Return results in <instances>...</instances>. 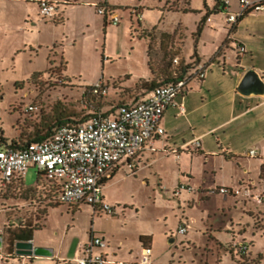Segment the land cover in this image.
Returning <instances> with one entry per match:
<instances>
[{
    "label": "rangeland",
    "instance_id": "1",
    "mask_svg": "<svg viewBox=\"0 0 264 264\" xmlns=\"http://www.w3.org/2000/svg\"><path fill=\"white\" fill-rule=\"evenodd\" d=\"M79 1L84 5L79 9V28L76 11L71 13L69 23L72 30H79V39L74 43L71 35L57 36L59 30L53 25L44 24L39 29L30 23L29 32H21L19 28L23 18L35 5L26 0H4V3L0 0V4H4L0 12V130L6 138L22 143L32 141L54 128L59 121L80 122L94 112L116 110L123 100L115 95L119 87L132 88L149 73L146 41L139 40L138 36L148 40L152 38L156 44L152 48L154 68L159 71L166 65L173 74L176 71L180 73L181 67L193 65L191 60L197 47L203 54L208 53L206 58L209 61L212 43L224 31L227 32L224 28L230 29L225 22L227 12L223 11L214 17L213 22L207 23L205 33L197 42L199 23L206 17L204 0H191V9L187 11L183 9L187 7L185 3L188 0H140L143 4L141 23L150 30L137 29L136 18L134 35L131 34L130 19L133 9L132 6L126 8V5H133V0H110L123 7L116 12L120 23L111 24L106 29L103 16L98 13L95 4L89 7L86 4L88 0ZM230 1L233 5L228 12H233L239 0ZM208 2L213 6L214 0ZM176 8L180 10L170 11ZM65 9L67 7L61 11L65 12ZM244 19L249 20L248 25H251L254 18L246 16ZM215 29L219 31L215 33ZM239 29L241 35L238 38L234 36L235 42L230 43L226 74L235 70L238 43H243L248 35L245 29L241 30V25ZM161 31L173 36L171 42L165 44L164 51L159 48ZM56 36L62 46L55 51L63 53L67 70L64 71L63 60L53 52L49 67L39 73L48 63ZM24 41L34 43L37 48L39 45L43 47L35 52L30 46L24 48ZM164 53L168 56L161 62ZM176 58L178 64L174 61ZM209 65L206 78L214 90L219 92L228 87L219 65ZM193 71L189 69V72ZM98 82H102V88L107 90L108 95L90 93L91 87ZM192 84L200 86L197 81ZM123 96L121 93L120 97ZM226 99L228 97L220 98L207 106L206 111L215 108L218 113L202 124L214 127L237 115L204 140L208 149L218 151V156L208 157L205 152L191 148L183 151L178 160L173 155L157 152L149 162H141L138 171L123 166L105 184L104 194L125 221L115 222L113 214L107 216L103 213L98 224L110 229V232L114 231L113 236L124 240L127 248L134 251L139 248L138 233L147 232L152 238L155 255L162 256L164 261L236 264L231 253L226 251L229 247L227 242L242 244L245 241L254 257L263 256L264 263V217L257 215L252 219L248 214L249 209L255 206L264 211L263 206L256 202H244L241 197L225 200L215 191L225 178L231 181L232 177L242 174L245 178L258 179L262 159L249 158L246 153L252 148L264 153V111L259 109L241 115L240 109L232 107ZM31 105L34 110L28 111ZM218 141L223 145V152L217 145ZM215 163L219 166L216 167ZM244 169H248L249 175L243 174ZM36 181L37 169L32 167L25 174V185L33 186ZM206 181L210 186L207 192L197 190L194 194L183 190L181 196L175 195L181 184L195 188L203 183L206 185ZM47 203L42 196L24 199L14 187L0 186V234L7 238V230L27 218L35 223L37 211L43 210ZM93 218L92 208L87 205H83L80 211L59 205L49 210L45 228L37 231L35 236L59 248L64 247L65 251H74L79 236L87 235L91 229ZM180 220L187 225L186 234L177 231ZM237 258L239 262L238 255ZM0 264H11L5 254Z\"/></svg>",
    "mask_w": 264,
    "mask_h": 264
},
{
    "label": "built area",
    "instance_id": "2",
    "mask_svg": "<svg viewBox=\"0 0 264 264\" xmlns=\"http://www.w3.org/2000/svg\"><path fill=\"white\" fill-rule=\"evenodd\" d=\"M71 0H40V15L44 19L56 17V11L61 4L70 3ZM101 15L110 16V22L118 25L120 19L115 10L106 0L94 3ZM240 10L237 13L228 12L229 0H219V8L227 12L226 22L235 24L240 18L257 12L264 11V0L251 1L239 0ZM210 21V17L207 19ZM240 53L246 52L243 45L238 46ZM175 63L179 60L176 58ZM207 67L202 63L194 66L192 73H186L182 78L153 89L150 94L136 102L123 104L113 116L102 111L94 112L83 121L69 122L61 125L54 134L45 140L30 141L19 149H13L0 140V184L12 185L15 181L23 180L30 167L43 173L45 180L53 182L60 188L58 202L69 206L86 203L95 211L105 214H115L116 207L107 203L103 197V185L118 164L126 159L138 155L149 149L158 151L155 140L165 134L161 125L165 111L169 107H177L185 111L183 101L189 81L193 78L203 80ZM90 93L94 95L107 94L102 88V82L91 87ZM34 110L31 105L29 110ZM197 149L201 146L199 139L193 142ZM191 144L186 145L190 150ZM174 154L177 151H173ZM250 158H259L264 161V153L256 148L247 152ZM193 191L191 186L180 185L175 194L182 190ZM225 199L241 197L244 200L264 205V178L263 175L257 182L243 181L236 187L219 186L215 189ZM178 232L185 234L187 225L181 224ZM2 240V238H1ZM96 247L105 248L106 242L93 235L84 247V255L74 260L76 264H106L109 261L103 254H95ZM237 255H247L249 246L234 244ZM152 249L145 247L139 264H152Z\"/></svg>",
    "mask_w": 264,
    "mask_h": 264
},
{
    "label": "crops",
    "instance_id": "3",
    "mask_svg": "<svg viewBox=\"0 0 264 264\" xmlns=\"http://www.w3.org/2000/svg\"><path fill=\"white\" fill-rule=\"evenodd\" d=\"M1 1H2V3H4V0H1ZM39 1L40 0H26L27 3H29L31 5H35V6L31 10V12H28L27 15L23 18V21L21 22V25H20L21 27L19 28V30L21 32H29L30 27L28 25H30V23H31V25L36 26L39 29H41L42 25H44V24L45 25H51V26L53 25V27L56 28V30L57 29L59 30V35H57V36L69 37L71 35L73 38V42L76 43V41L79 39V30L78 29L72 30L71 27L69 26L70 25L69 23L71 21V13L73 14L76 11L78 13L76 16V22H77V25L79 28V9L84 7L82 2H80L79 0H73V1L71 0V2L68 4H61L58 6L59 7L58 8L59 13L56 14L55 18L44 19L40 15ZM95 1H99V0H88L86 2V4L89 7H92L93 4L95 3ZM106 1L110 6L113 7V9L115 10V13L117 12L118 9L123 7V5L114 4L110 0H106ZM134 1L135 0H133V5H130V4L126 5L127 6L126 8H130L132 6V9H133V12L130 14V19L132 20V25H131V34L132 35H134V30L136 27L134 24V19H136V18H137V20H136V22H137L136 28L137 29H140V28L148 29V28H144V26L141 23V19H142V15H143L142 1L138 0L137 3H135ZM190 1L191 0H189L188 3H185V5L187 7L185 9H183L184 11L191 9V7H190L191 2ZM251 1H262V0H251ZM2 3L0 4V12H1L2 8L4 7L3 6L4 4H2ZM205 4L208 6V10L211 13L210 21L207 20L204 24H201L204 18L200 21L199 26H201V30H200V32H198V30H197V42L199 41L200 37L205 33V26L207 25V23L213 22L214 17L217 16L219 13L224 11V10L219 8V3L216 0H214L213 6H210L208 0H204V9H205ZM232 5H233L232 1L229 0V10L232 9ZM65 7H67V9H65V12L61 11V9L65 8ZM215 8H217L216 10L218 12L217 11L212 12ZM173 10L178 11L180 9L179 8L170 9V11H173ZM239 10H240V4L238 1L237 9H235L234 10L235 12L233 11L232 13H236V11H239ZM205 11H206V9H205ZM215 12H217V13H215ZM102 16H103L104 27L106 29L107 26L112 24L110 22V16H106V15H102ZM246 16H252L254 18L252 20L251 25H248L249 20L245 21V19H243L242 21H240L238 23L237 28L235 30L233 29L234 24H228L225 21L226 26H229L230 29L224 28L225 30H227L228 33L224 31V33L221 34V37L220 38L216 37V41L212 43L213 47H212L211 53H209L211 55V58L209 59V61H207V58H206V55H208V53L203 54L198 49V47L196 48L195 53H194L192 60H191V61H193V65L190 68L193 70H194V66L199 62L204 64L207 67V69H209V67H210L209 64L217 63L219 65V67L222 69V71L224 72L223 78L227 79L226 83L228 84V87H226L223 90H219V92H217L211 86V84H210L211 82H210V80H208L206 78V76L203 80H200L197 78L191 79L187 85L184 98H182V97L178 98L179 101L184 102L185 111L181 112L179 110V108H177V107H169L164 113L163 119L161 121V125L165 129V134L155 140V145L157 148H159V150L154 152V151H151L149 149H146V150L140 152L135 157L122 161L120 164L117 165V167L111 173V175L105 180L102 193H103L104 200L107 203H109V202L107 201L106 195L104 194V186L110 179H112L118 173V171L123 166H128L133 171H138L140 168L141 162H143V161L149 162L150 159L155 157V153H157V152H161V153L165 152L166 155H173L174 158L178 160L181 158V153L183 151H185V150L188 151V149H186L187 144H191L190 149L191 148L197 149L195 147V145L193 144V142L197 139H199L201 141V146L197 150L205 152L206 155L208 154L207 155L208 157L218 156V154H219L218 151L214 150L213 148L208 149L204 140L210 134L211 135L215 134L217 129H219L221 126H223L226 122H228L230 120L231 121L234 120L237 115L231 117L229 120H227L223 123H219L218 125H216L214 127H210V128L208 126L204 127V126H202V124L205 123L206 119L209 120L210 118L214 117L216 113H218L217 111H215V108L213 111L211 109L206 111L208 105H212L215 101L219 100L220 98L228 97V99H226L228 101V104L230 103V105L232 107L240 109L241 115H243V114L248 115V114H250L256 110H259V109H263V111H264V93H262V94L250 93V94L245 95V94H242L241 92H239V90H238V86H239L244 74L250 69H254L259 74V76L261 77V79L263 80V83H264V11L252 13V14H249ZM42 21H44V22H42ZM240 25H241V30L245 29V31L248 32V35H247L245 41H242L243 43H238L240 45H243L246 48V52L240 53L238 50V54H237V57L235 58V64H234L235 70L230 74H228V73L226 74L227 65H228L227 64L228 63V51L231 48L230 43L235 42L236 39H234V36L236 38H238V36L241 35L240 29H239ZM218 27H220V26H218ZM153 29H157V28H153ZM148 30H150V29H148ZM217 31H219V30L215 29V33ZM30 33H32V30L30 31ZM225 34L227 35L226 39H224ZM57 36L55 37L56 41H55L54 47L48 56V59H47L48 63L44 69L39 70L40 71L39 73L45 72L47 70V68L49 67V64L51 62L50 58H51V55L53 54V52H54V54L57 53L59 55V58L61 60H63L64 66H65L64 71L67 70V65H66V61L64 59L63 53L59 52L60 50L55 51L56 48L62 46L59 43ZM138 37H139V40L146 41V45H147V49H148L149 40L145 37H142V36H138ZM24 42H25V44L23 46L24 48H26L27 46H30L31 50L35 51V52H37L38 50H40V48L43 47V45H39V48H37V45H34V43H31L28 41L27 42L24 41ZM147 49H146V55H147ZM19 51H20V49H19ZM146 58H147V65H148V55L146 56ZM148 67H149V65H148ZM189 69H188L187 73H191V72H189ZM151 78H152V73L149 69L148 76L140 78L136 82L134 87H132V88H130V87L129 88L119 87V91L115 95L117 97H119L118 99H121V100L123 99L126 102H123V100H122V102L119 103L118 105L129 104V103L136 102L140 99L147 97L152 90L139 88L138 84L143 79L149 80ZM194 81H197L198 83H200V86H197V87L194 86L192 84ZM121 93H122V95H124L123 97H120ZM106 95H108V92ZM223 104L226 105V102H223ZM104 113L108 114V112H104ZM108 115L113 116V114H108ZM0 140L3 144L6 143L8 145H10L12 142V140L6 138L3 130H0ZM32 141H35V140H32ZM27 142H30V141H26L24 143H27ZM217 145L219 146L220 151L223 152L224 148H223L222 143L220 141H218ZM175 150L177 151L176 154L173 153V151H175ZM262 164H264L263 160L260 162V168H259V171L257 173L258 179H253V177L245 178L246 176H243L242 174H240L238 176L232 177L231 181H229L228 178H225L223 180L221 186L236 187L237 186L236 184H240L241 182L248 181V180L257 182L261 176V165ZM215 166L218 167L219 164L215 163ZM30 168H32V167H30ZM248 173H249L248 169L243 170L244 175L245 174L249 175ZM44 179L45 178L43 176V180L42 181L39 180V172L37 171L36 184L33 186H30V187H36L37 184L39 182H43ZM214 183H215V181H214ZM11 186L14 187V190L18 191V193H20V194H21L22 189L29 188V186L25 185V176H24L23 180L15 181L12 185H9L8 187H11ZM208 188H210V186L207 185V181H206V185H205V183H203L200 187H195V188H193V191H190V192H192L194 194L197 193V190H198V192H207ZM185 190H187V189H185ZM182 191L179 194H175V195L181 196ZM230 198H233V197H230ZM230 198H227V199L224 198V199L228 200ZM244 202H246V200H244ZM59 205H66V204L61 203V204H57V205L48 207L47 214L45 217V225L43 226V228H41L40 230H37V231H41L45 228L46 223H47L46 219L48 218V215H49V210L51 208H55L56 206H59ZM83 205H87V206L92 208L94 218H93L92 227L88 231V234L79 236V242L77 243L76 249L74 251H65L64 247L59 248L57 246H54L52 243L38 239L35 236V233L37 231H35L33 239L30 241H32L35 246H42V247L51 248L52 249V255L29 257V256L17 254L20 258L12 259V260H10V263L15 264L16 262H19V264H50V263H52V264H76L74 262V260L77 258H80L84 255V247L91 240L93 235L102 237L106 242L105 248L96 247L94 249L95 254H103L104 257L109 261L106 264H139L140 258H141L142 253H143V249L145 247H150L152 249V238H151V236L148 235L147 232L140 231L138 233L137 237L139 238V241H138V244H139L138 247L139 248H137V250L134 251L133 248H127L128 246H126V242H124V240H121L120 238H115L113 236L114 231L111 230V232H110L109 231L110 229H108V228L106 229L105 227L100 226L98 224V219L101 218L100 216H101V214H103L102 212L95 211L91 205L86 204V203H80V204L75 205V206H69V205H66V206L69 208V210H73V211L79 210L80 211V210H82ZM125 208H127V205H125ZM251 211H255L257 214L258 213L257 206H255L253 208L251 207L249 209L248 214L250 216H251V213H253ZM105 215L108 216L109 214H105ZM112 219L115 222H124L125 221V218L124 219L121 218L120 214L117 211H115V214H113ZM94 221H96V222H94ZM181 224H184V222L180 220L178 228ZM179 234H181V233H179ZM1 238L2 237L0 234V241L2 243V246L0 247V262L3 260V253L2 252L4 249V244L1 240ZM172 240H174V239H172ZM233 242L228 241L227 244L229 246L233 247L234 244H236ZM243 242H245V241H243ZM219 245L221 247H223V245L221 243H219ZM226 251L231 253L232 259L236 264H264L262 261L263 256L259 255L257 257H254L253 252L251 253V251H250V248H249L250 252H248V254L246 256L247 257L246 260L243 261L241 259L239 262H238L236 252H233V251L229 250L228 248L226 249ZM151 262H152V264H180L179 262H176L174 259H171L169 261H164L162 259V256L155 255V252L153 249H152V254H151ZM193 264H196V263H193Z\"/></svg>",
    "mask_w": 264,
    "mask_h": 264
},
{
    "label": "trees",
    "instance_id": "4",
    "mask_svg": "<svg viewBox=\"0 0 264 264\" xmlns=\"http://www.w3.org/2000/svg\"><path fill=\"white\" fill-rule=\"evenodd\" d=\"M188 1H187V3H188ZM205 9H206V17L203 19L201 24H204L211 15L210 11L208 10V6L206 4H205ZM216 9L217 8H215L212 12L217 11ZM217 12H215V13H217ZM244 17L240 18L233 25L234 30L237 28L238 23L244 19ZM200 30H201V26L198 27V32H200ZM159 38H160L159 39V48L161 51H164L165 44L168 42H171L173 36L168 34V33L161 32ZM155 45L153 43L152 38H150L149 43H148L147 55H148V65H149V69L152 73V78L149 80H145V79L141 80L138 84L139 88L153 90L160 85H164V84L169 83L172 80H175L176 77L182 78L188 72V69L190 67H192V65L181 67L180 73H178L176 71L172 74L168 70L169 67L165 65V68H163V69L160 68L159 71H157L153 66V54H152V52H153L152 48ZM155 54L159 55L158 52H155ZM167 56H168V54L164 53V55L162 56V59H160L161 62H163ZM169 56H171V55L169 54ZM163 77H165V78L163 79ZM99 96H103V95H99ZM120 106H122V105L121 104L118 105L116 110H112L111 112H108V114L114 115L115 111H117ZM69 122H73V121H69ZM69 122L59 121L58 124L54 128L48 130L44 135H38L36 137V139H34V140L39 141V140H45V139L50 138L54 134V132L58 129V127H60L61 125L67 124ZM74 122H76V121H74ZM24 144H25L24 142L22 143L19 141L18 142L12 141L9 146L13 149H19ZM263 173H264V164L261 165V176L263 175ZM39 180H41V181L43 180V173H39ZM0 186H2V185L0 184ZM2 187H5V186H2ZM7 187H5V188H7ZM60 191H61L60 188L55 186L53 184V182H51L49 180L47 181L45 179L43 182H39L36 187H29V188L21 190V196L24 199H29L31 197L33 198L37 195L38 198H41V196L44 197V199H46L47 202H49V203L46 204L48 206L45 205V208H43V210L37 211V214L35 215V217H36L35 223L33 222L32 219L27 218V219L21 221L15 228H9V230H7V234H8L7 238L4 236L3 233L1 234L2 242L4 244V249L2 252L3 256L5 254L9 260L20 258L16 253V244L18 242H28V241L32 240L35 231L43 228V226L45 225V217L47 214V211L45 209L47 207H51V206L60 204L58 202V195H59ZM35 202H36V200H35ZM259 205L263 206V208H264V205H262V204H259ZM257 208H258L257 214L253 215L251 213L252 219L256 218L257 215H259V216L261 215L262 217H264V211H261V209L259 207H257ZM228 249L235 252V250L237 248H235L234 246L233 247L229 246ZM246 256L247 255H242V256L240 255V259L245 261L247 258Z\"/></svg>",
    "mask_w": 264,
    "mask_h": 264
},
{
    "label": "water",
    "instance_id": "5",
    "mask_svg": "<svg viewBox=\"0 0 264 264\" xmlns=\"http://www.w3.org/2000/svg\"><path fill=\"white\" fill-rule=\"evenodd\" d=\"M238 90L245 95L250 93L262 94L264 93V83L259 74L254 69H250L244 74ZM16 250L17 254L29 257L52 255L51 248L35 246L32 241L18 242Z\"/></svg>",
    "mask_w": 264,
    "mask_h": 264
}]
</instances>
